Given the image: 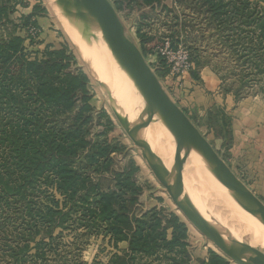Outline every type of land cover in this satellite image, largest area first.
<instances>
[{"label":"rangeland","instance_id":"rangeland-1","mask_svg":"<svg viewBox=\"0 0 264 264\" xmlns=\"http://www.w3.org/2000/svg\"><path fill=\"white\" fill-rule=\"evenodd\" d=\"M248 1L250 7L256 9L254 15L264 17V0ZM109 2L123 26L125 37L139 49L164 92L174 103L176 95L180 97L178 103L188 102L183 112L212 147L218 149V140L223 137L219 121L223 125L224 122H232L231 115L226 112L227 105L224 104L227 97L232 99L233 112L244 106L250 110H256L258 104L264 107V39L260 38L256 21L248 24L235 22L232 25L236 18L233 14L236 2L224 0L225 4L229 2L224 12L230 14L223 17L224 23L212 21L210 12L200 10L195 1L164 0L161 5L154 4L153 8L135 6L134 0ZM10 3L14 6V11L10 13L11 24L0 22V42L9 41L13 37L22 38L23 54L29 61L44 59L47 50H66L71 64L66 74H85L88 79L86 87L90 96L89 103L95 109L94 116L104 111L115 124L116 131L109 132L108 139L119 143L123 151L111 154L113 169L121 172L128 161L133 163L135 171L131 179L144 193L140 198V207L137 206V213L163 208L178 216L186 232L183 234L182 242L185 246L182 255L177 253L178 248L171 250L160 242L153 250L154 255L131 254L127 240L113 242L104 223L93 225L91 220L89 223L87 217L82 216L78 199L65 200L55 184L42 181L36 184L26 200L0 197V264H110L115 256L129 264H179L184 256L186 264H209L211 254L225 259L228 264H235L192 225L158 183L143 156V150L133 143L118 119V116L122 121L125 118L118 91L102 83L115 94L116 98L112 99L110 93L96 82L90 64L74 43L69 25L56 2L10 0ZM34 6L42 10L45 24L42 23L39 30L32 26L19 27L21 19L29 16ZM27 33L34 37L33 44ZM76 34L85 47H92L91 43ZM167 45L173 52L178 50L186 54L193 64L181 88H177L175 78L169 76L156 55L159 49ZM25 86L24 89L20 85L15 86L19 95L17 102L21 104L28 98L25 90L32 89L33 85L27 83ZM6 115L0 112L1 122L6 121L2 119ZM15 120H12L13 124ZM150 120L153 121V117ZM103 122L104 119L101 124ZM123 123L126 125L125 120ZM146 126L147 123L144 129ZM100 132L102 126H95L89 139H94ZM143 136L145 139L148 136L144 130ZM4 150L3 146L0 147V158ZM104 176L99 178L93 175L92 180L103 190H114L111 173ZM47 207L60 213L55 215L54 224H49L45 218L41 220L37 214ZM174 259L176 262L172 261Z\"/></svg>","mask_w":264,"mask_h":264},{"label":"trees","instance_id":"trees-1","mask_svg":"<svg viewBox=\"0 0 264 264\" xmlns=\"http://www.w3.org/2000/svg\"><path fill=\"white\" fill-rule=\"evenodd\" d=\"M163 1L134 0V4L152 7ZM187 1H195L200 10L209 11V17L216 23L230 15L224 12L229 5L224 0ZM232 1L236 2L232 25L256 21L260 38L264 39V17L254 15L256 9L250 7L248 0ZM13 11L10 0H0V22L11 24ZM35 16L43 17L37 6L21 19L19 27L32 26L39 30L37 22L32 21ZM27 37L33 44L34 37L29 33ZM22 43L19 37L0 42V112L7 114L2 117L6 121H0V147L5 148L0 158V197L26 200L38 182H52L65 200H79L82 216L89 223L90 220L93 225L104 223L113 242L127 240L131 254L154 255L158 242L171 250L178 248L177 253L184 254L182 241L186 228L178 216L163 208L137 213L143 189L131 179L135 171L131 161L121 172L113 169L111 154L123 151V147L108 139V133L116 131V127L105 112L94 116L85 74H66L71 64L64 48L47 50L44 59L29 61L23 54ZM26 82L33 86L25 90L28 98L21 104L17 102L19 95L15 86L24 89ZM95 126H102V132L89 139ZM108 173L114 179L115 188L106 191L92 177L102 178ZM54 205L57 207L58 203ZM44 210L37 213L40 219L54 224L55 215L60 213L50 207ZM64 219L65 216L60 225ZM183 259L178 263L186 264ZM110 264L129 263L115 256ZM209 264L228 262L211 254Z\"/></svg>","mask_w":264,"mask_h":264},{"label":"bare ground","instance_id":"bare-ground-1","mask_svg":"<svg viewBox=\"0 0 264 264\" xmlns=\"http://www.w3.org/2000/svg\"><path fill=\"white\" fill-rule=\"evenodd\" d=\"M54 1L69 25L74 43L90 64L93 76L118 91L125 116L122 118L127 126L117 115L121 123L135 137L142 140L148 149L159 151L163 149L161 156L164 169L181 183L198 204L201 212L221 234L231 242L243 245L244 254L248 258L264 260V219L256 221L253 218L249 207L239 202L225 188L221 178L211 173L193 142L181 131H178L168 146L163 148L168 128L143 98L127 61L112 46L101 27L83 14L82 8L74 14L72 10L66 8L67 0H63L64 5L60 4L62 0ZM76 33L91 43L92 47H85ZM107 87L105 89L112 99L116 98ZM152 117L153 121L150 120ZM149 120L151 124L144 129V124H148ZM143 130L144 134L148 133L146 139Z\"/></svg>","mask_w":264,"mask_h":264},{"label":"water","instance_id":"water-1","mask_svg":"<svg viewBox=\"0 0 264 264\" xmlns=\"http://www.w3.org/2000/svg\"><path fill=\"white\" fill-rule=\"evenodd\" d=\"M62 4V2L60 3ZM67 6L75 14L82 8L83 14L95 21L108 36L112 46L127 61L129 70L146 102L157 113L168 128L163 145L167 147L178 131L193 142L204 163L212 174L221 178L223 185L242 204L247 205L253 218L264 219V204L236 177L201 132L164 92L154 71L150 69L139 49L124 35L123 26L109 0H67ZM69 14V13H68ZM79 14V13H77ZM73 17V16H70ZM74 18H76L74 16ZM96 82L104 85L94 77ZM133 143L143 150V156L158 183L166 190L172 201L180 208L192 225L208 239L226 258L235 264H264L262 259H250L244 254L243 245L228 240L201 212L198 204L187 190L166 171L162 165L159 149L150 150L146 144L122 124ZM149 126V122L145 129Z\"/></svg>","mask_w":264,"mask_h":264},{"label":"crops","instance_id":"crops-1","mask_svg":"<svg viewBox=\"0 0 264 264\" xmlns=\"http://www.w3.org/2000/svg\"><path fill=\"white\" fill-rule=\"evenodd\" d=\"M41 27L45 24V18L35 16ZM189 86V84L187 85ZM176 92H179L177 89ZM181 95V93H178ZM187 94V93H184ZM175 103L179 108L187 105V101H180L176 95ZM226 112L231 115V123L219 121L223 137L218 140V149H213L220 158L236 175V177L264 204V107L257 105L256 110H250L247 106L233 112L232 99L227 97ZM232 110V112H228ZM214 131L212 134L214 135ZM140 196V198L143 196ZM139 198V207H140Z\"/></svg>","mask_w":264,"mask_h":264},{"label":"built area","instance_id":"built-area-1","mask_svg":"<svg viewBox=\"0 0 264 264\" xmlns=\"http://www.w3.org/2000/svg\"><path fill=\"white\" fill-rule=\"evenodd\" d=\"M156 55L159 56L169 76L175 78L177 88H181L193 66L190 58L186 54L179 53L178 50L173 52L168 45L159 49Z\"/></svg>","mask_w":264,"mask_h":264}]
</instances>
